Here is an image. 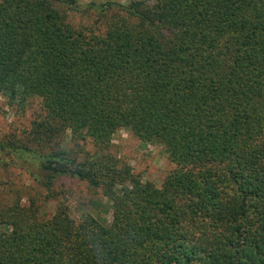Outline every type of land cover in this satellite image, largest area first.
Instances as JSON below:
<instances>
[{
    "label": "trees",
    "instance_id": "16d2710c",
    "mask_svg": "<svg viewBox=\"0 0 264 264\" xmlns=\"http://www.w3.org/2000/svg\"><path fill=\"white\" fill-rule=\"evenodd\" d=\"M77 8L0 0V95L38 109L0 166L29 158L42 190L0 203V264H264V0ZM120 130L164 147L159 186L111 152ZM65 179L99 195L78 216Z\"/></svg>",
    "mask_w": 264,
    "mask_h": 264
},
{
    "label": "rangeland",
    "instance_id": "374dc122",
    "mask_svg": "<svg viewBox=\"0 0 264 264\" xmlns=\"http://www.w3.org/2000/svg\"><path fill=\"white\" fill-rule=\"evenodd\" d=\"M128 0H77L78 8L69 11V19L76 25L91 24L96 15L102 11H96L102 3H127ZM108 8L105 13H110ZM38 112L37 100L33 105H26L24 109L8 103L6 97L0 95V140L8 138L16 141L29 130L31 120ZM92 148L91 143L87 144ZM118 158L127 162L132 172L143 181H150L159 186L166 174L174 167L167 158L162 145L142 144L128 130L118 131L113 138V146L110 148ZM23 157V156H22ZM5 164L0 166V203L7 199L21 197L23 203H28L32 195L42 192L39 185L33 180L32 172L35 163L29 158L6 157ZM72 192L69 198L72 212L79 215L81 211L89 208L98 198L97 192H92L85 182L77 179H65L61 181ZM38 194L39 196H41ZM103 202L102 199H100ZM10 201V200H9ZM41 205L42 216L48 217L53 211L54 202L49 201ZM106 215V214H105ZM107 218L110 217L108 213Z\"/></svg>",
    "mask_w": 264,
    "mask_h": 264
}]
</instances>
